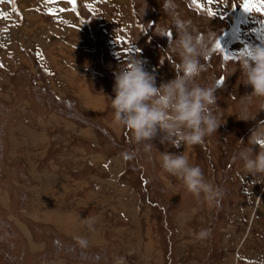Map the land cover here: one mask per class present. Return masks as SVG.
Returning <instances> with one entry per match:
<instances>
[{
	"label": "rangeland",
	"instance_id": "1",
	"mask_svg": "<svg viewBox=\"0 0 264 264\" xmlns=\"http://www.w3.org/2000/svg\"><path fill=\"white\" fill-rule=\"evenodd\" d=\"M245 2L264 5L177 0L181 18L211 42L197 82L221 85L224 123L201 145L157 137L145 152L114 125L108 97L114 73L132 59L157 86L175 77L179 57L168 44L177 33L163 0H146L144 15L143 0H0V264H264V184L232 159L264 121V110L255 120L235 116L252 90L238 84L242 51L264 46V9L245 13ZM71 72L83 80L80 95L57 91ZM165 151L200 166L223 190L219 202L197 200L164 173Z\"/></svg>",
	"mask_w": 264,
	"mask_h": 264
},
{
	"label": "clouds",
	"instance_id": "2",
	"mask_svg": "<svg viewBox=\"0 0 264 264\" xmlns=\"http://www.w3.org/2000/svg\"><path fill=\"white\" fill-rule=\"evenodd\" d=\"M147 7L143 0V15ZM161 8L171 17L177 33L168 44V50L179 57V63L172 65L175 77L157 86L154 76L144 70L139 60L132 59L114 73V98L108 97L114 125L127 130L130 143L142 145L145 152H151L152 141L157 137L161 144L172 147L183 145L185 149L201 145L224 123L215 94L221 85L202 86L197 82L203 68L201 61L208 54L211 42L191 19L181 18L177 0H163ZM166 31L160 29L161 33ZM238 63V84L250 86L252 90L240 97L239 114L235 116L241 121L255 120L257 113L264 110V46L245 47ZM257 102L258 109L253 113L251 109ZM239 141L245 145L243 140ZM254 146H258V151H253ZM232 159L242 162L243 171L253 177V184H264V121L250 130L246 146L240 147ZM160 168L175 177L197 200L212 205L223 196V190L207 181L201 167L191 164L183 152H160ZM88 223L91 227L92 221ZM198 235L206 238L208 232L201 230ZM77 243L86 248L89 242L78 237ZM116 264H126L125 258H117Z\"/></svg>",
	"mask_w": 264,
	"mask_h": 264
},
{
	"label": "crops",
	"instance_id": "3",
	"mask_svg": "<svg viewBox=\"0 0 264 264\" xmlns=\"http://www.w3.org/2000/svg\"><path fill=\"white\" fill-rule=\"evenodd\" d=\"M47 26V24H43L42 25V29L44 30V28ZM73 29V28H72ZM24 30H29V28H25ZM28 33V32H27ZM74 35H75V33H73L72 35H71V37H69L70 38V42L72 43V42H74V40H75V37H74ZM53 43H55V42H53ZM56 45L57 46H61V43H59V44H57L56 43ZM82 50V49H81ZM60 51H56V54L57 53H59ZM74 53V52H73ZM71 54V56H73V54H72V52L70 53ZM74 55H76V56H78V57H81L83 54H82V52H76ZM80 61H82L81 59H80ZM76 70V69H75ZM71 71H73V70H71ZM57 78V77H56ZM67 80H66V84L65 83H61L62 85H67L68 87L67 88H69L68 89V91L70 92V93H73V94H75V95H80L79 94V91L78 90H75L74 88L75 87H77V86H79V84H81V88L82 89H84L85 90V88H84V83H83V80H82V78L79 76V75H77L75 72H71L69 75H66V77H65ZM50 81L52 82L53 80L52 79H50ZM60 82L59 80H54V82L53 83H55V82ZM56 97H58V96H56ZM81 106L82 107H84L82 104H81Z\"/></svg>",
	"mask_w": 264,
	"mask_h": 264
},
{
	"label": "snow or ice",
	"instance_id": "4",
	"mask_svg": "<svg viewBox=\"0 0 264 264\" xmlns=\"http://www.w3.org/2000/svg\"><path fill=\"white\" fill-rule=\"evenodd\" d=\"M50 2H54V0H50ZM75 2L76 0H68V3L71 4V5H75ZM207 2L209 4L213 3V0H207ZM253 8H256L257 11H260L262 9H264V5H256V4H253V3H250V2H245L243 4V11L245 13H250L252 11ZM64 9H61V11H63ZM73 10H75L73 8ZM209 15H215V13L209 11ZM221 47L220 43L217 42L216 43V48L219 49ZM225 59H229V57L225 56ZM0 67H3V65H0Z\"/></svg>",
	"mask_w": 264,
	"mask_h": 264
},
{
	"label": "bare ground",
	"instance_id": "5",
	"mask_svg": "<svg viewBox=\"0 0 264 264\" xmlns=\"http://www.w3.org/2000/svg\"><path fill=\"white\" fill-rule=\"evenodd\" d=\"M104 1V0H103ZM137 33V32H136ZM155 57V56H154ZM153 56L151 58H154ZM144 68V67H143ZM163 79V78H162ZM155 83L157 84V82L155 81ZM66 84V83H65ZM68 85V84H67ZM67 85H61L57 88L58 93H62L65 92V90L67 89Z\"/></svg>",
	"mask_w": 264,
	"mask_h": 264
},
{
	"label": "trees",
	"instance_id": "6",
	"mask_svg": "<svg viewBox=\"0 0 264 264\" xmlns=\"http://www.w3.org/2000/svg\"><path fill=\"white\" fill-rule=\"evenodd\" d=\"M235 16H236V18H235V20L233 22V25H232V28L231 29L237 28V25L238 24H235V22H237V20L241 17V13L240 12H237V14Z\"/></svg>",
	"mask_w": 264,
	"mask_h": 264
}]
</instances>
